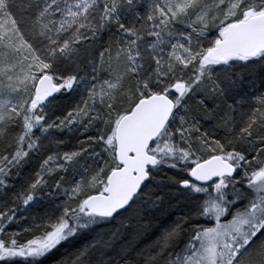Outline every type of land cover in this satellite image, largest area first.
Wrapping results in <instances>:
<instances>
[{
    "label": "snow or ice",
    "instance_id": "snow-or-ice-1",
    "mask_svg": "<svg viewBox=\"0 0 264 264\" xmlns=\"http://www.w3.org/2000/svg\"><path fill=\"white\" fill-rule=\"evenodd\" d=\"M0 264H264V0H0Z\"/></svg>",
    "mask_w": 264,
    "mask_h": 264
}]
</instances>
